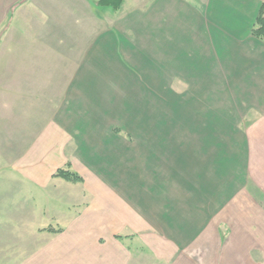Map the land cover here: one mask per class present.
Instances as JSON below:
<instances>
[{"label":"crops","instance_id":"obj_1","mask_svg":"<svg viewBox=\"0 0 264 264\" xmlns=\"http://www.w3.org/2000/svg\"><path fill=\"white\" fill-rule=\"evenodd\" d=\"M98 1L0 0V173L18 175L10 206L65 223L54 264H264V40L253 34L264 0H124L119 11ZM163 107L189 118L171 123L177 112ZM167 154L176 163L164 193L210 191L216 209L122 215L120 179L160 192L139 178L165 169ZM67 165L84 183L52 178ZM123 235L142 245L124 248Z\"/></svg>","mask_w":264,"mask_h":264},{"label":"rangeland","instance_id":"obj_2","mask_svg":"<svg viewBox=\"0 0 264 264\" xmlns=\"http://www.w3.org/2000/svg\"><path fill=\"white\" fill-rule=\"evenodd\" d=\"M138 82L139 86L144 87L146 91L148 89L149 92H156L153 87L148 85L147 80L139 79ZM140 92H142V89L140 90ZM158 97V95H155V101L159 99ZM141 98L146 99L145 97H142L140 95L139 100ZM141 103L143 102L139 101V104ZM177 103L178 101H176V104ZM180 103L182 104L181 101H179V104ZM136 106L137 103L132 105L133 108H136ZM145 108V106H142V111H137L138 114H141L142 112H148V110H145ZM161 110L168 117L173 116L177 112V118H171V123L180 124L181 122H183V120L186 121L189 118L185 117V111L183 112L181 110H176L174 107H163V109ZM111 114L113 115V112L104 115V119H112ZM119 114H121V119H126L127 114L125 111H119ZM84 118L87 120L86 115H84ZM145 120L146 122H150L148 119ZM158 136L162 137L163 134ZM139 158L140 155L133 160L134 166L144 161L146 156L142 157L140 161ZM175 160V157H171V155L169 156V154H167V157L159 159V162L165 169L162 168L160 170L153 171L152 173L139 178V180L141 179L148 182L150 186L158 187L160 192L156 191L157 193H155L152 191L149 193L142 192L136 189L137 187H139L138 184H135L136 178L133 180V183L131 181V178H123V180L120 179V189L118 190V194H120V199H122L123 202V205L121 207L122 215L128 213L135 217L139 216L143 218L144 221L152 222L157 217H160L161 214L166 219H168V217L174 219L173 217H178L180 212L183 210L187 211L186 213L188 216H194L197 211H200V214L209 215V213L216 209V199H214V201L211 200L209 196V194L211 193L210 191L208 194L206 191H200L198 188H196L182 195H168L164 193L167 190L172 191L169 182L173 177V174L175 173L172 169L176 163ZM67 167L68 165L64 168L66 169ZM70 170L75 172L72 169ZM55 173H53L52 175V178L54 180L62 179L59 177H55ZM157 175H160L161 181L163 178V180H165L166 182L160 183V180H157ZM12 177L18 178V175H8L0 173V264H54V255H51L54 254V238L56 235L62 234L65 231L62 226L65 223L62 222V225L60 223H56L50 220V216L46 214H44V217L42 218L36 217L35 215H33L34 213L32 214L34 207L29 203L27 204L28 206L27 211H25V215L21 214L23 208L19 209L18 206L14 205L10 206V203L19 200L18 193L12 195L11 198H15L14 201H12V199L10 198L9 202L7 199V190L10 186L9 179ZM81 178L83 179L82 183H84L85 180L83 176H81ZM248 184L249 185L246 184L245 186L246 192L254 200L257 201L261 196L260 193L257 191L251 180L248 181ZM28 186V190L30 192H28L27 199H30V195H37L38 189L36 187H31L30 185ZM240 191H243V189ZM236 193L239 195L238 191ZM120 199L118 198V200ZM35 200L41 203L43 202L42 198L35 197ZM173 207L177 208L175 214H172L174 212ZM180 207H183V209H180ZM238 208L239 210L235 213L236 215H239V218H242L243 211H241L240 207H236L235 210H237ZM36 210L39 211L40 208L37 207ZM8 213L10 216H8ZM101 241L106 242L105 239ZM119 242L124 248L137 247L136 245L139 244L142 245L141 240H139L134 235H130L129 237H127V235L126 237L125 235H123L121 236V238H119Z\"/></svg>","mask_w":264,"mask_h":264},{"label":"trees","instance_id":"obj_3","mask_svg":"<svg viewBox=\"0 0 264 264\" xmlns=\"http://www.w3.org/2000/svg\"><path fill=\"white\" fill-rule=\"evenodd\" d=\"M123 1L124 0H99L98 5L102 7L111 8L114 11H119L123 5ZM256 25L257 27L254 28L253 34L257 36L258 38H261L264 40V5L261 8V12L257 19ZM70 169L71 168L69 165L66 169L65 168L59 169L55 173V177H59V178H62L66 181H70L73 183H82L83 179L81 178V176L78 173L71 171ZM118 238H121V237H118Z\"/></svg>","mask_w":264,"mask_h":264}]
</instances>
